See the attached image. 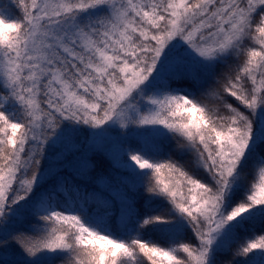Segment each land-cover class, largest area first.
Here are the masks:
<instances>
[{"label":"snow or ice","instance_id":"6c2138e0","mask_svg":"<svg viewBox=\"0 0 264 264\" xmlns=\"http://www.w3.org/2000/svg\"><path fill=\"white\" fill-rule=\"evenodd\" d=\"M0 264H264V0H0Z\"/></svg>","mask_w":264,"mask_h":264}]
</instances>
